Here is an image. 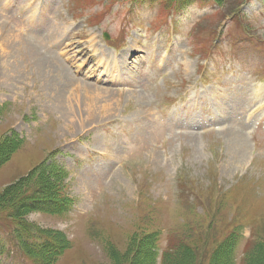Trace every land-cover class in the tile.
I'll list each match as a JSON object with an SVG mask.
<instances>
[{"label":"rangeland","instance_id":"obj_1","mask_svg":"<svg viewBox=\"0 0 264 264\" xmlns=\"http://www.w3.org/2000/svg\"><path fill=\"white\" fill-rule=\"evenodd\" d=\"M130 1L85 0L75 12L86 16L76 21L68 0H43L42 8L39 0H0V231L12 233L7 219L22 213L50 237L39 256L14 234L26 258L5 247L0 264H264V143L254 148L251 135L246 144L240 133L216 130L234 121L236 129L244 90L264 96L252 83L255 73L264 84V44L240 36L247 28L264 43V0ZM235 8L241 12L225 19L222 34L205 30L214 18L204 16ZM162 18V33L153 34ZM127 22L126 45L139 47L123 51L121 71L108 78L135 86L98 82L106 65L92 38L102 47L101 32L116 37ZM205 43L207 53L195 56ZM154 46L172 60L159 78ZM195 87L210 96L221 88L226 111L189 102L201 116L186 120L191 126L170 124L168 101ZM259 105L246 131L264 125V102L242 116ZM38 193L74 199V210H26Z\"/></svg>","mask_w":264,"mask_h":264},{"label":"trees","instance_id":"obj_2","mask_svg":"<svg viewBox=\"0 0 264 264\" xmlns=\"http://www.w3.org/2000/svg\"><path fill=\"white\" fill-rule=\"evenodd\" d=\"M235 11H236V8H235ZM67 199L68 198H66L64 196L48 195V194H45V193H38V194H36V197L33 198V200L58 201L59 203L63 202L64 205H68V200ZM26 210H28V209H26ZM13 219L16 220V221H22L23 220V214L20 213L19 216L15 215L13 217ZM250 244H251V241L248 242V244H247V246L245 248L243 263H246V260L248 258V252L250 251L249 250Z\"/></svg>","mask_w":264,"mask_h":264},{"label":"bare ground","instance_id":"obj_3","mask_svg":"<svg viewBox=\"0 0 264 264\" xmlns=\"http://www.w3.org/2000/svg\"><path fill=\"white\" fill-rule=\"evenodd\" d=\"M97 135H98V140L101 139L103 141V134H102V132H100V131L97 132Z\"/></svg>","mask_w":264,"mask_h":264}]
</instances>
